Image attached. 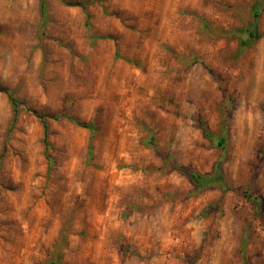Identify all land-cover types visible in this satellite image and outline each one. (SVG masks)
<instances>
[{
	"label": "rangeland",
	"instance_id": "374dc122",
	"mask_svg": "<svg viewBox=\"0 0 264 264\" xmlns=\"http://www.w3.org/2000/svg\"><path fill=\"white\" fill-rule=\"evenodd\" d=\"M46 3L0 0V264H264V0Z\"/></svg>",
	"mask_w": 264,
	"mask_h": 264
},
{
	"label": "trees",
	"instance_id": "16d2710c",
	"mask_svg": "<svg viewBox=\"0 0 264 264\" xmlns=\"http://www.w3.org/2000/svg\"><path fill=\"white\" fill-rule=\"evenodd\" d=\"M40 5H41L42 17L44 20L45 14H46V9H47L46 0H40ZM259 12H260L259 4H258V2H256V4L254 5V9H253V15L256 19L259 16ZM260 37H261V33L257 30L256 27L249 28L245 44H247V45L250 43L252 44L253 42H255ZM5 92L8 95L10 103L12 104L13 110H14V117H13L12 123H14L17 119L20 106H25V108L27 110L31 111L34 115H36L37 117H39L41 119V122L43 123V127H44V142L46 145V149H48L49 148V141H48V125H47V121H46V116L42 113L35 111L34 109L29 108L23 101L16 98L15 96H13L11 91L5 90ZM68 118L75 121L80 126L89 128L92 131L94 130V125L92 123L83 122V121H81L75 117H72V116H69ZM203 126H204V131H205L206 136L213 139L212 138L213 134L210 132L207 125H203ZM225 141H226L225 137L221 136L217 140V144L221 147H224ZM88 152H89L88 159L90 160L92 158V153H93V146L92 145L89 146ZM189 177H190L191 181L194 183V185L197 187V189H201V188L207 187V186H212L214 184H220V185L224 186L225 188H227V186H228L225 175H224L223 170H222V161L221 160H218V162L216 163V165L212 171L205 172V173H201L198 171H192L189 173ZM58 264H63V263H58Z\"/></svg>",
	"mask_w": 264,
	"mask_h": 264
}]
</instances>
